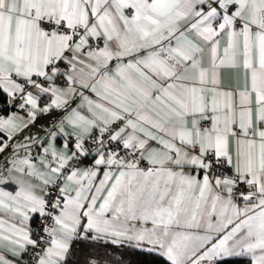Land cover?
Returning a JSON list of instances; mask_svg holds the SVG:
<instances>
[{
  "label": "snow or ice",
  "instance_id": "snow-or-ice-1",
  "mask_svg": "<svg viewBox=\"0 0 264 264\" xmlns=\"http://www.w3.org/2000/svg\"><path fill=\"white\" fill-rule=\"evenodd\" d=\"M264 264V0H0V264Z\"/></svg>",
  "mask_w": 264,
  "mask_h": 264
},
{
  "label": "trees",
  "instance_id": "trees-1",
  "mask_svg": "<svg viewBox=\"0 0 264 264\" xmlns=\"http://www.w3.org/2000/svg\"><path fill=\"white\" fill-rule=\"evenodd\" d=\"M143 258L136 255V254H131L129 253L127 256H126V260L129 261V264H140V261L142 260Z\"/></svg>",
  "mask_w": 264,
  "mask_h": 264
}]
</instances>
